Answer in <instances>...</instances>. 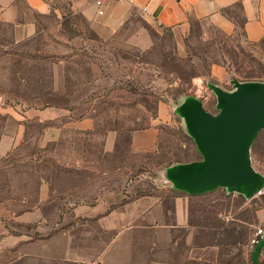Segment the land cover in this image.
I'll return each mask as SVG.
<instances>
[{"label":"rangeland","instance_id":"374dc122","mask_svg":"<svg viewBox=\"0 0 264 264\" xmlns=\"http://www.w3.org/2000/svg\"><path fill=\"white\" fill-rule=\"evenodd\" d=\"M45 1V19L31 34L0 18V215L19 214L47 196L55 200L44 206L55 233L89 231L105 240L111 233L75 218L73 204L107 192L131 203L152 196L145 206H130L126 225H141L137 213L155 201L169 213L171 195L160 186L180 184L169 167L202 158L190 130L174 116L158 126L152 151H134L131 134L154 123L160 102L184 117L197 102L188 96H195L216 114L211 84L230 94L238 83H264V41L205 39L195 31L179 43L146 22L140 31L95 30L69 0ZM213 64L227 80L211 77ZM248 157L264 179V128ZM199 195L189 204L187 225L138 227L131 233L135 246L156 240L161 264H264V245L251 244L255 230L264 229V185L251 197L230 186ZM155 217L158 226L172 224L169 214Z\"/></svg>","mask_w":264,"mask_h":264},{"label":"crops","instance_id":"0c3cea01","mask_svg":"<svg viewBox=\"0 0 264 264\" xmlns=\"http://www.w3.org/2000/svg\"><path fill=\"white\" fill-rule=\"evenodd\" d=\"M69 1L71 9L83 15L95 30L140 31L144 28L139 22H146L169 31L179 43L195 31L205 39L239 36L249 44L264 41V0H107L99 8L94 0ZM0 11L1 20L14 25L17 33L31 34L37 28L38 18L45 19L48 10L45 0H0ZM210 74L217 82L228 79L218 64L211 66ZM212 86L228 94L218 84H211V91ZM235 90H230V94ZM188 98L211 113L199 98ZM174 116L184 126V117L171 105L160 102L154 123L131 134V148L152 151L158 140V126L170 124ZM160 188L171 195L172 210L162 211V201H155L150 210L137 213L136 220L141 225H126L131 220L129 208L145 206L146 198L151 200L152 196L131 203L123 194L107 192L98 195L93 203L73 204L70 212L75 218L92 221L97 232L111 233L105 240L89 236V231L80 230L77 236L68 230L55 233L49 223V210L44 208L55 200L47 196L36 199L32 207L19 214L0 215V264H161L156 259L157 241H149L145 247L141 242L135 246L131 233L138 227L152 232L155 227L187 225L189 204L200 195H190L169 183H162ZM57 209L54 214L59 217ZM168 214L172 224L158 226L155 216L164 220Z\"/></svg>","mask_w":264,"mask_h":264},{"label":"water","instance_id":"95a60500","mask_svg":"<svg viewBox=\"0 0 264 264\" xmlns=\"http://www.w3.org/2000/svg\"><path fill=\"white\" fill-rule=\"evenodd\" d=\"M235 89L226 95L212 86L218 112L211 114L195 103L184 116L202 157L177 168L178 187L190 195L230 186L251 197L264 185L248 157L253 139L264 128V83H238Z\"/></svg>","mask_w":264,"mask_h":264},{"label":"built area","instance_id":"2783aa9c","mask_svg":"<svg viewBox=\"0 0 264 264\" xmlns=\"http://www.w3.org/2000/svg\"><path fill=\"white\" fill-rule=\"evenodd\" d=\"M107 0H94L95 5L99 8ZM99 14H102L101 10H98ZM251 244L254 246L264 245V229L257 228L254 232V237L251 240Z\"/></svg>","mask_w":264,"mask_h":264},{"label":"trees","instance_id":"16d2710c","mask_svg":"<svg viewBox=\"0 0 264 264\" xmlns=\"http://www.w3.org/2000/svg\"><path fill=\"white\" fill-rule=\"evenodd\" d=\"M259 83H263V82H259ZM201 160H202V158L201 159H198V160L191 161V162L201 161ZM191 162H188V163H191ZM188 163H185V164H188Z\"/></svg>","mask_w":264,"mask_h":264}]
</instances>
